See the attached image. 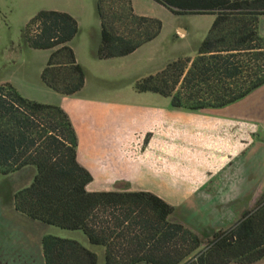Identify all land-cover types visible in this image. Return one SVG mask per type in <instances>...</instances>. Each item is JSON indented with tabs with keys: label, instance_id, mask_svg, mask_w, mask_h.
Masks as SVG:
<instances>
[{
	"label": "trees",
	"instance_id": "obj_1",
	"mask_svg": "<svg viewBox=\"0 0 264 264\" xmlns=\"http://www.w3.org/2000/svg\"><path fill=\"white\" fill-rule=\"evenodd\" d=\"M174 14H215L196 55L170 59L138 78V92L170 99V106L198 112L222 108L264 85V0H155ZM101 25L99 59L123 57L157 38L161 19L138 14L133 0H96ZM69 12L41 9L25 26L29 47L51 50L42 82L65 95L80 92L86 71L71 41L79 33ZM78 136L59 105L24 96L0 83V174L36 169L32 182L14 195V207L29 219L81 230L105 248V264H252L264 258V192L232 227L203 238L171 219L175 207L157 194L90 191L92 173L78 160ZM45 264H98V255L73 238L46 234Z\"/></svg>",
	"mask_w": 264,
	"mask_h": 264
},
{
	"label": "crops",
	"instance_id": "obj_2",
	"mask_svg": "<svg viewBox=\"0 0 264 264\" xmlns=\"http://www.w3.org/2000/svg\"><path fill=\"white\" fill-rule=\"evenodd\" d=\"M67 12L78 20L79 28L81 26L70 44L75 50L77 60L82 64L77 53L82 21L78 13ZM98 20L100 24L99 16ZM100 32L101 25L93 54L99 62L96 66L99 69L119 72V78H122V73L123 77L128 76L124 60L129 56L137 55L140 60L146 58L148 64L159 63L152 72L131 74L134 83L138 78L159 71L167 61L173 59L164 56L161 50L153 51L156 48L153 45L156 38L129 55L99 59L97 50L101 40ZM142 50L149 51L150 54L144 57ZM83 67L86 71V83L80 92L65 95L53 90L58 94L57 99L45 102L59 104L73 123L79 141L78 160L93 175L88 190L150 191L173 204L174 214L181 208L200 205V200L215 201V204L220 201L219 205H215V208L220 210L221 206H226L223 201L231 197L237 196V200L246 199L249 195L251 198L255 197V169L258 167L257 162L264 161V155H256L261 147H256L253 141L257 132L264 136V85L240 101L222 108L209 109L213 111L205 113L203 120L197 124L198 121L190 117L194 112L172 108L169 98V101L160 103L153 96L155 102L143 103L123 100L118 90H111L106 94H91L88 92V70L84 65ZM183 112L187 116H182L185 114ZM182 122L184 126H181ZM202 131L207 135H217L218 142H205L207 138H200ZM147 133H152V139L148 140L147 146L144 147ZM172 142L183 144V150H168V143ZM245 152H248L249 161L252 160L248 164L249 172L251 171L248 185H252V193L249 189L246 190L245 186L241 190L234 178L223 174L227 168L234 172L235 161ZM32 170L35 175L36 169ZM231 184H236V187ZM227 185L231 187L228 188ZM226 187L228 191H225ZM209 206H213V203ZM80 242L86 246L85 242ZM16 262L34 264L38 259L25 255L16 258ZM43 263L45 264V261Z\"/></svg>",
	"mask_w": 264,
	"mask_h": 264
},
{
	"label": "rangeland",
	"instance_id": "obj_3",
	"mask_svg": "<svg viewBox=\"0 0 264 264\" xmlns=\"http://www.w3.org/2000/svg\"><path fill=\"white\" fill-rule=\"evenodd\" d=\"M78 1L79 3H77ZM133 5L138 14L162 20L163 28L153 42V45L156 46L153 51L161 50L160 52L169 58L194 57L200 42L207 35L216 17L215 14H174L155 0H133ZM41 9H59L78 13L82 21V30L77 43V53L80 61L88 70L89 93L106 94L108 91L118 90L121 92V98L127 102H155L153 96L160 103L169 101L168 98L159 94L138 93L134 90V80L130 77L131 74L152 72L159 63L148 64L146 58L142 61L137 58V55L129 56L124 60L128 76L123 77L122 73V78L118 77L121 75L119 72L97 68L96 65L99 62L93 56L100 31L96 0H0V83L11 82L24 96L39 101L57 99L58 94L49 89L41 80V72L51 50L33 49L28 46L25 40L24 32L27 22ZM259 27L264 36V16L260 18ZM144 53V57L150 54L149 51H144ZM210 111L213 110L205 109L194 112L195 114H191L190 117L192 120H197V124H199L203 120L204 114L210 113ZM182 116L187 115L185 113ZM181 126H184L183 122ZM200 135L201 139H208L205 141L207 143L217 141L215 134L207 135L206 132L202 131ZM150 139H152V133H147L144 147L147 146ZM253 143L256 147H261L259 148L261 151L258 150L256 155L263 156L264 136L260 132L255 134ZM168 144V150L170 148L176 152L183 150L184 145L181 143L172 142ZM253 146L251 150H253ZM247 156L248 152L241 153L234 163V172L227 168L223 174L226 177L234 178L241 190L245 186L246 190L249 189L252 193V185H248V177H250L251 172H249L248 164L252 160L249 161ZM257 165L258 167L256 166L255 169L257 172L256 184L254 185L255 197L251 198L249 195L246 199L239 200L236 199L237 196L231 197L229 200L223 201L226 206L224 208L221 206L222 209L220 208V210L215 208V205L220 201L215 204V201L200 200V205L181 208L172 215V220L185 224L203 238L204 242L196 252L206 250V244L215 232L229 229L243 216L245 210H252L256 206L258 199L264 192V161L257 162ZM31 168L26 167L8 175L0 174V264H19L16 262V258L25 255L36 257L38 262L34 264H44L42 238L46 234L74 238L85 242L88 248L97 253L98 264H105V248L90 243L81 230H67L54 225L43 224L40 221L29 219L15 209V193L28 186L33 180L34 170ZM236 184L231 185L236 187ZM231 185H227V187L230 188ZM227 187L225 191L229 190ZM238 196L241 197L240 194ZM211 203L213 206H209ZM256 263L264 264V258Z\"/></svg>",
	"mask_w": 264,
	"mask_h": 264
},
{
	"label": "built area",
	"instance_id": "obj_4",
	"mask_svg": "<svg viewBox=\"0 0 264 264\" xmlns=\"http://www.w3.org/2000/svg\"><path fill=\"white\" fill-rule=\"evenodd\" d=\"M225 160V158L223 159V161Z\"/></svg>",
	"mask_w": 264,
	"mask_h": 264
},
{
	"label": "water",
	"instance_id": "obj_5",
	"mask_svg": "<svg viewBox=\"0 0 264 264\" xmlns=\"http://www.w3.org/2000/svg\"><path fill=\"white\" fill-rule=\"evenodd\" d=\"M219 232H221V231H219Z\"/></svg>",
	"mask_w": 264,
	"mask_h": 264
}]
</instances>
